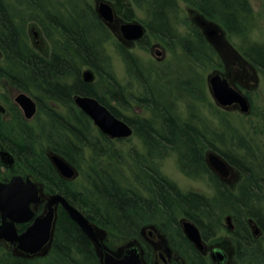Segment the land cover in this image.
<instances>
[{
  "label": "trees",
  "instance_id": "1",
  "mask_svg": "<svg viewBox=\"0 0 264 264\" xmlns=\"http://www.w3.org/2000/svg\"><path fill=\"white\" fill-rule=\"evenodd\" d=\"M154 1L153 11L175 9L173 0ZM192 1L203 11H222L214 16L219 20H230L228 25L233 29L242 18V14L239 16L235 12L247 11V16H253L247 0H219L218 4L211 0ZM226 12H231L232 16L228 17ZM156 20L155 36L163 39L165 20L157 16ZM14 36L0 33L5 43L2 52L12 60L6 66L9 70L4 78L11 86L37 101L39 123L36 126L21 122V127L11 134V138L23 139L21 143H25L27 150V174L44 184L46 195H63L89 220L120 237L136 235L152 224L168 228L172 234H181L176 223L179 217L194 222L208 237L218 216L215 204L220 203L219 212H225L227 209L222 204L227 202L245 203V208L233 206L230 213L241 215L247 210L250 218L264 230V208L256 205L264 202V157L259 150H253L252 145L245 142L237 129L228 126V113L223 112L224 116L220 114L221 124H227V139L210 130L205 120L196 113L198 108L187 105V101L182 99L189 114V119L185 120L177 112L181 99L168 103L152 87L151 79L155 76L154 83H158V76H166V72L156 68L146 70L135 55L121 51L132 82L136 80V84L142 87L141 95L132 93L129 85H122L112 70L110 59L101 45V39L105 37L102 32L90 30L65 34V42L54 43L48 52L31 46L26 33H22L20 39H14ZM202 51L201 54L193 47L182 48L187 60L185 63L194 65L189 67L192 74L194 71L196 74L198 67L211 65L212 52L205 47ZM241 53L257 73L264 75L263 47L251 45ZM85 68L94 74L93 81H85ZM76 96L96 98L133 128V136L141 141L143 151L134 149L129 153L133 160L128 167L131 180L124 179L123 171L119 169L122 163V155L116 150L119 141L111 140L98 130L93 121L76 106ZM135 106L150 116L137 114L128 117L119 109L132 112ZM218 141L222 148L218 147ZM211 149L229 158L244 173L237 197H232L224 187L216 185V179L206 162V153ZM50 153L65 159L80 175L87 173L88 186L62 179L50 161ZM171 155L176 157L178 168L186 177L209 180L214 186L215 196L210 198L195 192L185 193L167 179L160 165ZM38 163L41 164V173H35ZM24 229L25 226H22L21 231ZM250 250L252 254L257 252L255 256L260 257L263 263L264 254L260 251L264 250V241L255 243ZM95 252L79 226L60 209L54 241L46 256L29 259L0 248V264H38L45 261L49 264H101ZM188 262L209 264L201 263L193 253L188 257Z\"/></svg>",
  "mask_w": 264,
  "mask_h": 264
},
{
  "label": "flooded vegetation",
  "instance_id": "2",
  "mask_svg": "<svg viewBox=\"0 0 264 264\" xmlns=\"http://www.w3.org/2000/svg\"><path fill=\"white\" fill-rule=\"evenodd\" d=\"M173 1L175 9L172 11H153L154 0H0V33L14 34V39H20L22 33L23 35L27 33L31 46L48 52V47H52L54 43L65 42L63 37L65 34L94 30L104 33L105 37L101 39V45H106L110 40H114L119 53L123 51L126 54H133L132 51L135 49L149 50L150 53L158 56L155 59L159 63H163L161 59L166 57L172 48L193 47L199 51L205 47L212 52L210 64L213 65L212 67L216 66L213 68L212 74L218 73L226 77L230 84L249 100L251 111L248 116H251L254 113L253 101L250 84L247 83L250 80V62L236 50L233 40L237 38L243 43H249L247 41L248 32L251 21H254V14L250 17L247 16V11L235 12L239 16L242 14V18L233 29L228 25L230 20H219L214 16L222 11H203L197 4H193L192 0ZM211 1L219 3V0ZM247 1L249 3V0ZM180 3L186 5L184 20L180 17L182 14ZM226 14L228 17L232 16L231 12H226ZM156 16L165 20L163 39H157L155 36ZM26 21L27 23L31 21L28 26ZM129 26H139L142 36L129 40L123 31ZM180 26L187 27L189 33L182 35L179 32ZM209 26L215 29V34L209 35ZM158 29L162 30L159 27ZM0 40L2 41L0 42V105L4 108V112L0 111V183H9L16 176H21L24 179L30 177L45 193L44 184L27 174L29 173L25 164L27 150L25 143H21L23 139L11 138V134L17 132L16 129L21 127V122L32 124L37 119L38 103L32 97L37 104L38 112L32 120L28 121L16 102L17 96L24 92L11 86L4 78L8 75L9 70L6 66L12 60L2 52L5 43L1 38ZM200 53L202 54V52ZM121 57L123 59L122 55ZM220 66L221 68H219ZM238 84L245 89L240 88ZM14 94L17 95L14 97ZM233 110L238 109L231 108L227 111ZM244 140L253 148L256 146L249 143L248 140ZM256 150H259L262 155L261 148ZM212 152L218 154L226 162V173L216 172L209 166L207 156ZM206 162L216 179V185L224 187L232 197H237L236 193L244 179L241 169L214 149L207 151ZM35 173H41L40 163L36 164ZM262 198L264 199V188ZM215 205L218 216L215 218L211 234L208 237L204 236L202 230L193 222L200 230L205 246L203 252L198 250L184 233L182 220H189L187 218L176 220L181 234H172L168 228L152 224L150 227L142 228L136 235L127 237L113 234L90 220L99 231L102 248H99L85 234L84 236L90 241L93 249L95 248V253L101 264H104L102 256H106L107 253L124 256L132 249L138 250L144 264H189L188 257L192 253L199 257L201 263L264 264L260 257L255 256L257 252L252 254L250 250L255 243L264 241L263 227L250 218L247 210L241 215L240 213L238 215L230 213L233 206L245 208L246 204L242 202L223 203L222 207L227 209L225 212L222 210L219 212L220 203ZM256 205L264 208V202ZM45 206L46 201L37 207L36 217L44 213ZM222 212L226 214L222 216ZM1 224L2 217L0 215ZM22 226H25L23 231H21ZM29 226L30 224L18 225V232L23 233ZM0 248L18 256V253L15 252V245L0 241ZM260 253L264 254V250H261Z\"/></svg>",
  "mask_w": 264,
  "mask_h": 264
},
{
  "label": "water",
  "instance_id": "3",
  "mask_svg": "<svg viewBox=\"0 0 264 264\" xmlns=\"http://www.w3.org/2000/svg\"><path fill=\"white\" fill-rule=\"evenodd\" d=\"M140 29L139 26H129L123 31L125 36L131 40L142 36ZM208 30L209 35L215 34V29L211 26ZM83 75L86 82L94 80V74L91 71H86ZM208 82L218 106L226 110L237 108L245 115L250 113L249 100L232 86L226 77L214 73L209 77ZM16 102L28 121L37 115V104L26 93L19 94ZM75 104L93 121L98 130L110 139L128 140L133 137V128L124 120L116 117L96 98L76 96ZM0 111L4 112L1 105ZM50 159L62 178L73 181L79 176L77 169L57 154L51 153ZM207 162L214 171L226 173L227 164L218 154L209 153ZM44 201H46L44 213L36 217V209ZM60 208L91 241L102 248L99 231L79 209L63 195H46L30 177L24 179L21 176L14 177L9 183H0V215L2 217L0 241L15 245V252L21 257L30 259L46 256L54 241ZM22 224H30V226L20 234L17 226ZM182 226L185 235L197 249L201 252L205 251L199 228L189 220H182ZM102 259L104 264H144L137 249L130 250L124 256L107 253L106 256H102Z\"/></svg>",
  "mask_w": 264,
  "mask_h": 264
},
{
  "label": "rangeland",
  "instance_id": "4",
  "mask_svg": "<svg viewBox=\"0 0 264 264\" xmlns=\"http://www.w3.org/2000/svg\"><path fill=\"white\" fill-rule=\"evenodd\" d=\"M249 3L254 14V21H251V27L248 32L247 41H249V43H243L237 38L233 40L236 50L239 53H241V50L246 49L251 45H259L264 48V0H249ZM185 8L186 5L180 3V9L182 11L180 17L182 20L185 18ZM29 22L31 21H28V23L26 21L27 26ZM188 30L189 29L184 26H180L179 28V32L182 35L188 34ZM102 46L110 59L111 67L117 80L124 86L129 85L132 93L141 95L142 87L136 84V80L135 82H132V79L127 73L126 64L116 47V42L114 40H110L109 43ZM47 50H51V47H48ZM199 51L203 53L202 50ZM132 53L140 61L144 69L148 70L149 68H156L161 72H166V76H158V83H154L155 76L151 79V82H153L152 87L155 89L156 94H159L160 92L163 99H166L165 101L168 103H175L177 102L176 100L181 99L177 105V112L181 117L185 120L189 119V114L185 104L182 103L183 99L187 101V105H191L192 107L196 106V109L198 108V112L196 113L199 114V117L205 120V123L210 130H214L216 135H224L227 139L229 138L226 128L227 124H221L220 114H223L224 116V113H228V126L237 129V132L241 137L248 140L249 143L251 142L253 145H256L255 147L261 148L262 156L264 157V75L262 73H257L253 67H251V69L249 68L250 80L247 83L250 84L249 88H251L254 113L251 116H248L242 114L238 110L227 111L217 105L210 91L208 82V79L214 70L213 67L207 64L208 66L206 68L198 67L196 74L195 71L194 74H192L189 72V67H193L194 65L185 63L187 60L184 58L182 49L175 47L174 50L169 51L166 57L162 58L161 61L163 63L157 62L155 58L158 56L150 53L149 50L135 49ZM193 53L195 52L193 51ZM86 71L88 70L85 68L83 73ZM188 81L190 82L187 84ZM238 86L242 88L239 84ZM16 95L17 94H14V97ZM203 100L205 101L202 102ZM119 109L128 117H134L137 114L142 117L150 116V114L145 113V111L139 106L133 107L132 112L124 111L121 108ZM219 110L221 113L218 112ZM37 123H39V117L32 123V125L37 126ZM216 143L218 147H221V145H219V141ZM255 147L253 150H256ZM134 149L140 152L143 151L141 141L136 136H133L128 140H121L116 145V150L122 155V163L119 165V169L123 171L122 175L124 176V179H132V174L129 172L128 167L133 161L132 158H130L129 153ZM223 150L226 151V149ZM160 169L167 179L174 182L179 189L185 193L195 192L207 195L210 198L215 196L214 186L209 180H193L182 174L178 168L177 160L174 155L165 158L161 162ZM86 174L87 173H85V175ZM85 175L84 173L83 175L79 174V176L73 181L77 182L78 185L88 186V181L86 180L87 177ZM130 180L129 184H131ZM225 214L226 213H222V216ZM181 218L182 217H179V219ZM38 264H49V262H39Z\"/></svg>",
  "mask_w": 264,
  "mask_h": 264
}]
</instances>
